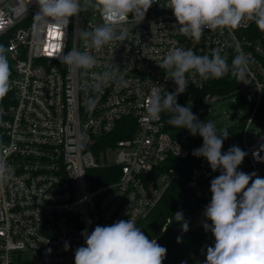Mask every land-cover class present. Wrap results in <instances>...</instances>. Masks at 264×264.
I'll return each mask as SVG.
<instances>
[{
	"label": "built area",
	"instance_id": "2783aa9c",
	"mask_svg": "<svg viewBox=\"0 0 264 264\" xmlns=\"http://www.w3.org/2000/svg\"><path fill=\"white\" fill-rule=\"evenodd\" d=\"M167 2L154 0L142 21L130 14L120 26L127 39L97 50L83 33L103 23L98 12H81L64 30L42 28L33 18L36 0H0V39L11 72L10 90L0 98V158L9 168L0 181V264H74L84 229L91 234L97 225L128 219L138 226L158 206L174 180L162 167L170 156L188 155L166 132L162 113L154 120L147 112L156 86L176 89L169 70L159 66L173 47L209 56L220 49L229 66L238 52L249 58L246 83L230 73L208 80L195 74L188 86L200 93L199 103L179 96L201 121L209 120L210 106L233 102L246 153L237 171L264 178L258 130L264 128V31L254 22L223 32L205 28L197 41L176 30ZM73 49L88 51L97 64L71 70L59 57ZM105 71L108 80L101 79ZM96 96L88 110V98ZM120 130L128 137L96 151L100 140ZM105 166L120 169L116 181L91 185L90 171Z\"/></svg>",
	"mask_w": 264,
	"mask_h": 264
},
{
	"label": "clouds",
	"instance_id": "9594fccd",
	"mask_svg": "<svg viewBox=\"0 0 264 264\" xmlns=\"http://www.w3.org/2000/svg\"><path fill=\"white\" fill-rule=\"evenodd\" d=\"M153 2L36 0L39 12L33 18L41 22L42 28L54 26L64 30L71 19L81 12H98L103 23L83 35L90 38L92 46L99 50L112 41L126 40L128 30L120 26L129 20L130 14L132 19L142 21ZM166 7L172 9L178 22L176 30L197 41L205 28L223 32L225 29H237L246 22H254L259 30L264 31V0H168ZM59 60L73 71L91 69L97 64L96 58L88 51L75 49L62 54ZM248 65L249 58L242 52H238L229 66L220 49H213L209 56L197 55L190 48L173 47L159 66L169 70L167 77L174 81L176 89L169 93L156 86L147 106L152 119L159 120L160 114L167 112L169 126L184 128L190 135L202 137V146L194 149L192 155L204 158L213 172H220L210 182L211 201L204 210L206 221L202 227L210 231L215 240L214 246L206 249L204 264H264V178L256 176V173L237 171L246 153L236 145L222 153L229 132H218L211 120L200 121L191 111V106H181L177 99L187 90L190 81L194 83L190 77L195 74L208 80L230 73L239 83H246ZM10 75L7 49L0 45V98L10 90ZM110 78L108 71L101 77L102 80ZM98 100V96L89 97L87 109H94ZM8 172L6 161L0 158V181L8 179ZM173 217L181 224L183 232L189 230L182 210L174 213ZM88 223L91 224V220ZM81 235L85 244L75 249L74 264H163L167 253V249L155 239L149 240L133 219L97 225L91 234L84 229ZM180 241L181 237H177V242ZM69 247L65 242V250Z\"/></svg>",
	"mask_w": 264,
	"mask_h": 264
},
{
	"label": "trees",
	"instance_id": "16d2710c",
	"mask_svg": "<svg viewBox=\"0 0 264 264\" xmlns=\"http://www.w3.org/2000/svg\"><path fill=\"white\" fill-rule=\"evenodd\" d=\"M0 45L6 48L4 39H0ZM182 94L185 97L192 98L196 103L200 101L198 99L200 93L189 86ZM177 102L179 105L184 106L181 96H178ZM168 115L167 112H162V119L166 125L165 130L171 139L179 143L188 155L185 159H178L172 156L167 159L162 169L167 172L172 171L174 180L158 206L137 227L141 228V231L144 232L149 240L155 239L159 245L167 249L163 264H192L188 257L189 253L196 251L202 243L212 236V233L205 231L202 225L197 230H192V227L198 217L204 212L206 205L210 203L212 195L210 182L220 172H213L204 158L192 155L194 149L202 146V137L190 135L187 129L169 126L167 124ZM241 130L242 124L231 127L228 130L229 135L233 137L234 144L235 141L240 140ZM126 137L128 135L121 130L114 132L110 138L100 140L96 151L113 146L116 141ZM230 147L222 146V153L226 152ZM194 172L196 173L194 174ZM91 174L90 184L99 186L116 181L120 174V169L115 166H105L90 171ZM181 210L183 211L184 219L189 223L187 232L181 230V224L176 222L173 217L174 213ZM207 223L211 224V221H207ZM177 237H181L180 242H177Z\"/></svg>",
	"mask_w": 264,
	"mask_h": 264
},
{
	"label": "rangeland",
	"instance_id": "374dc122",
	"mask_svg": "<svg viewBox=\"0 0 264 264\" xmlns=\"http://www.w3.org/2000/svg\"><path fill=\"white\" fill-rule=\"evenodd\" d=\"M187 106H191V111L194 113L192 105L188 104ZM207 112H209L210 115L209 120L214 122L218 132L224 130L228 131L232 126L235 125L237 111L235 110L233 102L231 101L212 105L207 109ZM255 129L253 128V130ZM253 130L249 133V136L253 135ZM258 130L259 134L264 133V128H260ZM232 138V135H228V138L224 141L223 144H228V141ZM234 145L238 146L241 150L244 151L239 141H235ZM242 164L244 165V160ZM260 172L262 174L264 173V167L260 168ZM214 243L215 240L214 236L212 235L204 243H202V245L199 246L196 251L190 252L188 257L192 264H204L206 260V249L208 246H214Z\"/></svg>",
	"mask_w": 264,
	"mask_h": 264
},
{
	"label": "water",
	"instance_id": "95a60500",
	"mask_svg": "<svg viewBox=\"0 0 264 264\" xmlns=\"http://www.w3.org/2000/svg\"><path fill=\"white\" fill-rule=\"evenodd\" d=\"M233 141L229 142V145H232ZM206 220V217L204 215V212L198 217V219L195 221L192 230H197L198 228H200V226L203 224V222Z\"/></svg>",
	"mask_w": 264,
	"mask_h": 264
}]
</instances>
